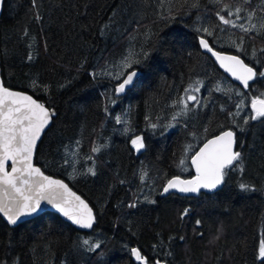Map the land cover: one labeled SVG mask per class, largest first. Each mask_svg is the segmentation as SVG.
I'll return each instance as SVG.
<instances>
[{
    "label": "trees",
    "instance_id": "16d2710c",
    "mask_svg": "<svg viewBox=\"0 0 264 264\" xmlns=\"http://www.w3.org/2000/svg\"><path fill=\"white\" fill-rule=\"evenodd\" d=\"M196 2L198 7L191 6L193 0H36L33 7L32 0H4L3 82L56 111L38 145L35 163L80 193L97 221L86 232L50 211L14 228L0 216V258L18 264H138L129 250L139 247L150 262L160 258L168 264H261L256 255L264 236V195L240 194L236 185L241 180L264 185V123L251 122L252 135L237 133L244 141L236 149L244 153V170L230 171L218 191L159 194L172 176H193L191 156L209 137L229 127L236 130L233 119L242 125L243 118L251 115L250 97L264 92V80L243 88L199 45L203 35L215 49L240 55L249 63L264 60L259 51L252 55L254 48L264 47V33L245 34L223 25L216 16L222 6L217 0ZM260 2L251 0V7L259 8ZM223 3L235 7L240 0ZM170 16L175 19H166ZM203 27L212 35L197 31ZM241 37L243 51L233 47ZM141 49L149 52L152 71L131 92L111 97L116 103H110L104 93L115 81L90 74L114 70L112 66L124 56ZM34 79L40 87L30 86ZM190 85L199 87V92L190 90L199 103L189 101V111L172 122L183 107L174 102L189 94L185 89ZM217 86L224 90L216 91ZM242 98L245 103L238 110ZM238 111L237 116L229 115ZM117 116L127 123L117 124ZM149 121L173 126L153 130ZM126 127L133 131L125 133ZM135 135L144 136L146 150L133 149L130 141ZM94 144L104 147L92 153ZM189 146L191 151L185 152ZM89 155L94 158L95 176L72 175V168L64 164L65 158L77 159L76 167L83 172L92 164L86 160ZM184 156L185 165L180 167ZM142 169L148 173L143 181ZM145 195L155 203L145 202ZM137 198V208H129ZM185 208L190 211L181 218ZM221 225L222 235L216 240ZM89 237L103 241L101 249L88 253L80 248V241Z\"/></svg>",
    "mask_w": 264,
    "mask_h": 264
},
{
    "label": "snow or ice",
    "instance_id": "6c2138e0",
    "mask_svg": "<svg viewBox=\"0 0 264 264\" xmlns=\"http://www.w3.org/2000/svg\"><path fill=\"white\" fill-rule=\"evenodd\" d=\"M217 2L222 6L220 11L216 12V16L223 25L238 28L245 34L260 35L264 33V0H261L259 8L251 7V0H240V3L235 7L223 3V0H217ZM3 3L4 0H0V8H2ZM32 4L35 7L36 0H32ZM191 6L198 7L196 0H193ZM36 19H40L39 15L36 16ZM166 19H175V17L170 16ZM197 31L206 33L208 36L212 35L207 27L198 28ZM25 35H27V30H25ZM101 35H103V29ZM199 45L210 52L220 66L230 73L235 80L239 81L243 88L250 89V82L254 84L258 80H264V60L256 58L249 63H245L240 55L222 54L215 51L203 35L199 37ZM243 46V37L238 42L233 43V47L241 51H243ZM257 51L264 54V47L259 50L254 48L253 57H256ZM149 57V52L143 49L140 52L133 51L124 56L118 65H113L112 69L114 70L106 68L101 72H93L90 75L94 79L98 75H103L115 81L111 89L104 93L109 97V102L115 104L116 99L111 97L118 98L122 94L131 92L137 87L141 78L152 71L151 65L148 63ZM28 59H33L32 53H29ZM30 86L32 88L40 87L35 79ZM44 88H47V86L45 85ZM190 90L199 92L200 89L199 87L191 89V85L185 89V92L189 94L174 102L183 105V107L173 115L172 122L176 121L178 116L185 115L189 111V101L199 103L197 96L192 95ZM222 90L224 89L219 86L216 87V91ZM227 91H232V89H227ZM240 95L243 97L242 93ZM244 103L245 99L242 98L236 108L238 110L242 109ZM105 111L107 112V108H105ZM250 112L251 115L243 118L242 125L236 124L235 119H233L232 124L236 130L229 127L218 135H214L211 139H207L203 146L191 156V165L195 168L194 176L190 179H182L179 175L172 176L162 185L159 194H199L202 190L215 192L227 183L230 171L237 170L242 173L245 156L242 151L236 149L237 147L242 148L244 141L238 140L237 133L240 136L252 135L250 123L255 121L264 123V92H259L250 97ZM55 115V109L47 107L45 103L34 99L32 95L6 87L4 82L0 80V215L9 227H17L24 217H30L40 211L42 202H47L59 214L81 229H93L97 221L93 208L73 192L68 184L63 180L45 175L41 168L33 163L37 143ZM229 115L237 116L239 111L229 113ZM115 119L117 124L127 123L120 116ZM146 119L148 118L146 117ZM172 122L161 125L149 121V126L153 130L158 128L166 130L173 126ZM132 131L128 127L124 129L125 133ZM160 134L163 135V131ZM76 143L79 145V141ZM130 143L136 152H141L147 148L143 135H135ZM102 147L104 145L94 144L91 152L98 153ZM188 151H191V146L185 149V152ZM72 155L75 156L76 153L74 152ZM186 159L187 156L181 158L178 166L183 167ZM86 160L92 161V164L86 167L83 172H79L76 167L79 163L77 159L65 158L64 164L72 168V175L95 176L94 158L89 155ZM147 175V171L142 169L140 179L145 180ZM121 183H124V181H121ZM236 187L239 193L243 195L257 192L264 195V185L257 187L255 183L241 180ZM143 199L145 202L155 203V200H150L148 195H145ZM139 202L137 198L129 203L128 207L137 208ZM189 211L190 209L185 208L181 213V218L188 215ZM200 224L201 221L197 220L196 225ZM222 231L223 226L221 225L217 228L216 240L220 239ZM180 239L183 240L184 237H180ZM102 244L103 241L99 239L94 241L89 237L82 239L79 247L88 253H94L101 249ZM129 251L138 264H168L166 259L162 262L160 258H155L150 262L139 247H132ZM100 255L103 256L104 253L100 252ZM256 259L264 264V236L259 240ZM0 264H18V260L0 258ZM61 264H66V261H61Z\"/></svg>",
    "mask_w": 264,
    "mask_h": 264
},
{
    "label": "water",
    "instance_id": "95a60500",
    "mask_svg": "<svg viewBox=\"0 0 264 264\" xmlns=\"http://www.w3.org/2000/svg\"><path fill=\"white\" fill-rule=\"evenodd\" d=\"M3 6H4V3H3ZM3 6H2V8H0V17H1V15H2V11H3ZM211 45V44H210ZM200 48H201V50L203 51V52H205V53H207V54H209L210 56H211V58L214 60V62L218 65V67L228 76V77H230L234 82H236L237 84H239L240 86H242L241 85V83L239 82V81H237V80H235V78L234 77H232L231 76V74L230 73H228L224 68H222L221 66H220V64H219V62L216 60V58L210 53V52H208L207 50H205V49H203L201 46H200ZM213 49L215 50V51H219V52H221L222 54H225V55H237V54H234V53H229V52H224V51H220V50H217V49H215L214 47H213ZM242 58V57H241ZM243 59V58H242ZM246 63V62H245ZM0 80H2L3 81V79H2V75H1V61H0ZM251 83V82H250ZM6 86V85H5ZM6 87H8V86H6ZM243 87V86H242ZM12 89V88H11ZM12 90H15V91H21V92H25V93H27V94H29V95H32V94H30V93H28V92H26V91H22V90H17V89H12ZM122 95H124V94H122ZM122 95H120V96H122ZM33 96V95H32ZM33 98L34 99H36V100H38L39 102H41L38 98H36L35 96H33ZM43 103V102H42ZM48 107V106H47ZM55 113H56V111H55ZM52 121H53V118H52ZM51 124H52V122L50 123V125L44 130V132L42 133V135H41V138H40V140L38 141V143H37V148H38V145H39V143H40V141L42 140V138H43V136H44V134H45V132L48 130V128L51 126ZM227 130V129H226ZM219 134V133H218ZM218 134H216V135H218ZM213 136H211V137H209L208 139H211ZM207 141V140H206ZM205 141V142H206ZM204 142V143H205ZM203 146V144L200 146V147H202ZM199 147V148H200ZM37 148H36V151H37ZM199 150V149H198ZM197 150V151H198ZM36 151H35V153H34V157H33V163H34V165L35 166H37V167H40L39 165H37L36 163H35V154H36ZM137 153H139V152H137ZM191 162V161H190ZM192 166V165H191ZM9 167H10V165H9ZM41 168V167H40ZM192 169H193V172H194V175H195V168H194V166H192ZM41 170H42V168H41ZM43 171V170H42ZM44 172V171H43ZM45 173V172H44ZM45 175H48V176H51V177H53L54 179H60V180H63L66 184H68L64 179H62V178H60V177H56V176H53V175H50V174H47V173H45ZM193 175V176H194ZM192 177V176H191ZM191 177H187V178H184V177H181L182 179H190ZM68 186H69V188H71L72 189V191L73 192H75L77 195H79L82 199H84L88 204H89V206L90 207H92L91 205H90V203L80 194V193H78L76 190H74L69 184H68ZM222 187V186H221ZM220 187V188H221ZM219 188V189H220ZM218 189V190H219ZM218 190H216V191H218ZM215 191V192H216ZM201 192H208L207 190H202ZM208 193H213V192H208ZM183 195H189V196H195V195H198V194H183ZM47 211H50V212H54V213H56L57 215H59L63 220H65V221H67L68 223H70L72 226H74L75 228H77L78 230H81V231H86V232H88V231H91L92 229H81V228H79L78 226H75V225H73L69 220H67V218H65V217H63L61 214H59L51 205H49V204H47V202H42V207H41V210L40 211H38L37 213H35V214H33L32 216H30V217H24L23 218V220H22V222L21 223H23L24 221H28V220H31V219H33V218H35V217H37V216H39L40 214H42V213H44V212H47ZM93 211H94V209H93ZM95 213V212H94ZM1 217H2V215H0ZM3 218V217H2ZM4 219V218H3ZM5 220V219H4ZM20 223V224H21ZM95 225V224H94ZM94 227V226H93ZM163 262V261H162Z\"/></svg>",
    "mask_w": 264,
    "mask_h": 264
},
{
    "label": "bare ground",
    "instance_id": "6f19581e",
    "mask_svg": "<svg viewBox=\"0 0 264 264\" xmlns=\"http://www.w3.org/2000/svg\"><path fill=\"white\" fill-rule=\"evenodd\" d=\"M250 47V46H249Z\"/></svg>",
    "mask_w": 264,
    "mask_h": 264
}]
</instances>
